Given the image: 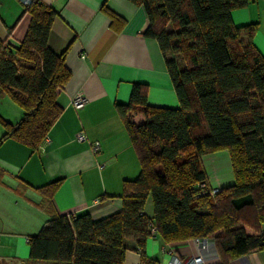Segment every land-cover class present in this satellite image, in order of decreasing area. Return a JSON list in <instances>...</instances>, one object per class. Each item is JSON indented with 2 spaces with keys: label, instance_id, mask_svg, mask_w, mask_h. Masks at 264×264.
Instances as JSON below:
<instances>
[{
  "label": "trees",
  "instance_id": "1",
  "mask_svg": "<svg viewBox=\"0 0 264 264\" xmlns=\"http://www.w3.org/2000/svg\"><path fill=\"white\" fill-rule=\"evenodd\" d=\"M129 1L147 13L144 35L165 56L178 107L148 105L146 86L133 83L117 109L140 169L123 181L120 210L95 221L88 212L61 216L49 206V220L27 236L29 261L124 264L132 238L139 264H160L145 250L155 234L163 243L207 238L214 264L264 249V54L253 43L257 23L235 26L231 19V10L255 0ZM25 13L30 21L19 46L0 38V95L9 93L22 108L16 123L0 117V143L12 138L34 149L62 111L70 72L68 47L56 53L47 44L57 11L33 0L9 32ZM222 149L233 183L219 188L210 185L202 155ZM200 184L207 194H199ZM58 185L36 189L49 198ZM147 198L151 219L143 211Z\"/></svg>",
  "mask_w": 264,
  "mask_h": 264
},
{
  "label": "crops",
  "instance_id": "2",
  "mask_svg": "<svg viewBox=\"0 0 264 264\" xmlns=\"http://www.w3.org/2000/svg\"><path fill=\"white\" fill-rule=\"evenodd\" d=\"M39 1L58 13L47 44L56 53L68 47L70 77L60 96L62 111L36 148L12 138L0 143V264H52L30 262L27 242L49 220V206L61 216L88 212L95 221L120 210L123 181L135 179L140 169L117 109L128 102L133 83L146 86L148 105L178 107L165 56L156 40L144 35L149 19L143 6L129 0ZM23 6L21 0H0V38L11 48L19 46L30 21L25 13L9 32ZM231 19L235 26L257 23L253 43L264 54V0L231 10ZM78 92L87 102L74 107L70 100ZM79 130L87 139H75ZM94 140L100 142L97 152L90 145ZM221 153L209 155L216 159ZM207 178L210 185L223 187L218 175ZM57 181L49 198L36 189ZM143 211L153 217L150 198ZM127 245L124 264H139L132 238ZM161 246L182 259L195 249L192 238L163 243L155 234L146 240L147 255L160 261ZM230 264H264V249Z\"/></svg>",
  "mask_w": 264,
  "mask_h": 264
},
{
  "label": "built area",
  "instance_id": "3",
  "mask_svg": "<svg viewBox=\"0 0 264 264\" xmlns=\"http://www.w3.org/2000/svg\"><path fill=\"white\" fill-rule=\"evenodd\" d=\"M33 0H21L23 5H28ZM81 57H85V54H82ZM87 102V98L84 93L78 92L73 98H71L70 103L74 107H79ZM74 137L78 141H83L87 139V136L83 130H79L74 134ZM91 148L94 152L99 151L100 142L98 140H94L90 142ZM200 187L203 189L199 191V194H207L208 191L204 189V185L200 184ZM218 191V188L214 187L210 191L211 194H214ZM153 232V229H151ZM154 236V235H153ZM192 242L194 244V252L190 254V256L186 259L179 258L173 250L167 248L166 246H161V252L163 254V259L160 260V264H211L217 257L216 253L213 249V244L207 238L195 237L192 238Z\"/></svg>",
  "mask_w": 264,
  "mask_h": 264
},
{
  "label": "rangeland",
  "instance_id": "4",
  "mask_svg": "<svg viewBox=\"0 0 264 264\" xmlns=\"http://www.w3.org/2000/svg\"><path fill=\"white\" fill-rule=\"evenodd\" d=\"M179 60H181V55L177 54ZM0 117L5 120L13 123L20 120L22 117V108L20 105L15 102L9 93L5 92L0 95ZM5 132V127L0 122V137ZM215 152H222L216 159H212L209 153L202 155L203 166L211 179L218 175L221 180L220 183L223 187L233 183V174L231 169V164L229 160L228 151L226 149L218 150ZM211 153V152H210ZM223 153L225 155H223ZM195 248V247H194ZM194 252V251H193ZM211 261V264H214L218 261V257ZM163 258H161L162 260Z\"/></svg>",
  "mask_w": 264,
  "mask_h": 264
}]
</instances>
